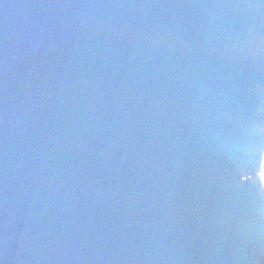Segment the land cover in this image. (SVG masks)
I'll use <instances>...</instances> for the list:
<instances>
[{"label":"water","instance_id":"1","mask_svg":"<svg viewBox=\"0 0 264 264\" xmlns=\"http://www.w3.org/2000/svg\"><path fill=\"white\" fill-rule=\"evenodd\" d=\"M261 0H0V264H264Z\"/></svg>","mask_w":264,"mask_h":264},{"label":"snow or ice","instance_id":"2","mask_svg":"<svg viewBox=\"0 0 264 264\" xmlns=\"http://www.w3.org/2000/svg\"><path fill=\"white\" fill-rule=\"evenodd\" d=\"M261 3H264V0H261ZM261 196H264V188L260 189Z\"/></svg>","mask_w":264,"mask_h":264}]
</instances>
